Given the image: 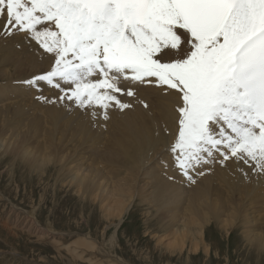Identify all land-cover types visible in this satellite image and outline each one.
Segmentation results:
<instances>
[{
	"label": "snow or ice",
	"instance_id": "obj_1",
	"mask_svg": "<svg viewBox=\"0 0 264 264\" xmlns=\"http://www.w3.org/2000/svg\"><path fill=\"white\" fill-rule=\"evenodd\" d=\"M19 32L54 59L26 83L78 107L128 108L146 78L182 94L184 175L217 155L264 173V0H0V35Z\"/></svg>",
	"mask_w": 264,
	"mask_h": 264
},
{
	"label": "bare ground",
	"instance_id": "obj_2",
	"mask_svg": "<svg viewBox=\"0 0 264 264\" xmlns=\"http://www.w3.org/2000/svg\"><path fill=\"white\" fill-rule=\"evenodd\" d=\"M52 67V54H46L30 36L26 37L23 32L0 35V152L11 156V168H15L19 160L30 164L37 161L38 170H45L54 163L59 171L56 181L63 180L61 174L64 177L67 174V179L70 176L71 187L85 198L94 197L101 209L107 210V215L118 218L117 227L133 203L141 199L156 209V213L166 215L170 226L162 224L171 228L178 220L179 215L174 211L177 205L185 203L184 210L188 211L196 204H205L211 195L210 186L217 179L228 178L233 196L229 204L222 207L220 196L212 200L216 219H223L218 223L235 224V227L241 223L239 227L243 226V237L248 244L259 251L264 249V173L252 171L247 166L241 170L235 160L221 164L222 156L217 155L215 162L210 160L189 170L192 179L216 163L215 171H206L197 181V187L190 189L182 182L184 175L173 166L174 153L169 148L178 138L182 94L159 86L155 78H146L152 83L136 86V82H130L133 96H125L123 92L116 94L121 102L130 104L128 108L120 109L115 101H111L107 109L81 108L72 100L59 99L63 93L44 82L36 87L26 83ZM47 94L56 100L44 107L35 97L46 98ZM92 112L99 115L93 116ZM34 148L37 149L35 153ZM88 161L91 164L85 166ZM241 193L247 199L244 202L234 199ZM110 202H113L111 207ZM243 207H247V216ZM48 230L53 232L54 229L49 227ZM116 235L111 238L112 242L117 239ZM75 240H85L92 247L96 246L91 234ZM98 248L95 249L97 254L107 256L103 245ZM70 249L78 258L86 256L87 251H76L71 246ZM107 257H111L110 254ZM118 261L129 264L121 258ZM90 262L105 264L101 259L90 258Z\"/></svg>",
	"mask_w": 264,
	"mask_h": 264
},
{
	"label": "rangeland",
	"instance_id": "obj_3",
	"mask_svg": "<svg viewBox=\"0 0 264 264\" xmlns=\"http://www.w3.org/2000/svg\"><path fill=\"white\" fill-rule=\"evenodd\" d=\"M1 155L0 152V264H93L90 258L105 264H122L120 258L129 264H264V249L259 251L248 244L243 226L239 227L241 223L223 226L218 223L223 219H216L212 200L220 196L222 207H226L233 197L228 178L217 179L210 186L211 195L205 204H196L188 211L184 210L185 203L177 205L174 211L178 220L171 228L166 215L156 213L141 199L133 203L117 227L118 218L107 215L94 197L85 198L71 187L70 176L67 179V174H61L63 180L56 181L59 171L54 163L38 170V159L34 164L19 160L11 168V156ZM85 163L89 166L91 161ZM235 198L247 200L244 193ZM246 209L242 208L247 216ZM115 233L117 239L112 242ZM88 234L96 248L85 240H75ZM97 243L111 257L97 254ZM69 244L76 251H87L86 256L76 257Z\"/></svg>",
	"mask_w": 264,
	"mask_h": 264
}]
</instances>
